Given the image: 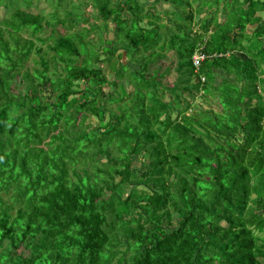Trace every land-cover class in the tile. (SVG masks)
I'll list each match as a JSON object with an SVG mask.
<instances>
[{
  "label": "trees",
  "instance_id": "1",
  "mask_svg": "<svg viewBox=\"0 0 264 264\" xmlns=\"http://www.w3.org/2000/svg\"><path fill=\"white\" fill-rule=\"evenodd\" d=\"M37 1L0 0V264H264V0Z\"/></svg>",
  "mask_w": 264,
  "mask_h": 264
},
{
  "label": "rangeland",
  "instance_id": "2",
  "mask_svg": "<svg viewBox=\"0 0 264 264\" xmlns=\"http://www.w3.org/2000/svg\"><path fill=\"white\" fill-rule=\"evenodd\" d=\"M193 4L195 5V4H197V2L195 1ZM50 8H51V6L46 2V0H38L37 1V7L31 8V9H29V11H31L33 13L38 12V11H42L44 13H47L50 10ZM86 8H87V10H89L87 12V14L88 15L91 14L92 13L91 6H87ZM167 8H169V7L167 6V4L165 2H160L157 5H155L154 7H151L150 11H155V12L161 13L162 14V19L160 20L161 22H166V21L167 22H172V20L170 19L171 16L169 14L162 13L163 9H167ZM4 11L5 10L3 8H0V18L3 16ZM219 17H221V15H219ZM199 18H200V15H196L195 16L196 20H198ZM91 22H94V20H91ZM111 27H112V24L109 23V28H111ZM105 36L112 38L113 37V33L112 32H108V34H107V32L105 31ZM175 59H176V55H175L174 51H169V52H167V58L162 60L161 64H162V66H165L166 64H170V63L174 62ZM28 63L31 65L30 62H28ZM104 70H105L107 76L109 78H112L111 70L109 68V65H107L106 63L104 64ZM174 79H175V72L171 71V73L166 75V77L163 79V81L171 83ZM14 82H16V84H17L15 89L21 90L22 89V84L20 82V79L17 77V78H15ZM41 97H42V101L43 102L50 103V102H52L53 93L51 92V90L49 88H46L41 93ZM102 161H104V157H103ZM143 163H144V159H141V158H138V157L136 158V156L133 157V167L135 169H140L141 170ZM253 197L254 196L251 195V198H253ZM13 213H14V211H13ZM171 221L173 223H176L178 221V217H177L176 214L172 215ZM223 224H225V223L223 222ZM17 252L24 254V253H26V249L23 248L22 246H20L18 248Z\"/></svg>",
  "mask_w": 264,
  "mask_h": 264
},
{
  "label": "built area",
  "instance_id": "3",
  "mask_svg": "<svg viewBox=\"0 0 264 264\" xmlns=\"http://www.w3.org/2000/svg\"><path fill=\"white\" fill-rule=\"evenodd\" d=\"M203 58L204 54L202 52L197 51L192 57L194 65H198Z\"/></svg>",
  "mask_w": 264,
  "mask_h": 264
}]
</instances>
